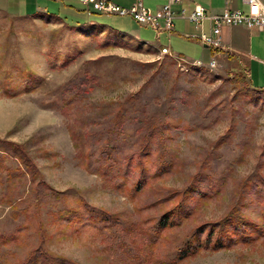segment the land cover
Wrapping results in <instances>:
<instances>
[{"label":"rangeland","instance_id":"rangeland-1","mask_svg":"<svg viewBox=\"0 0 264 264\" xmlns=\"http://www.w3.org/2000/svg\"><path fill=\"white\" fill-rule=\"evenodd\" d=\"M74 3L69 15L38 1L64 22L0 12V140L25 146L38 176L0 170V264H54L35 257L46 250L73 264H264L262 242L176 259L200 225L225 217L239 181L264 178V84L255 89L226 57L183 70L103 28L131 34L141 28L131 17L84 15ZM141 30L142 41L189 60L208 65L215 55ZM112 141L121 165L105 175L99 150ZM4 165L19 169L14 158ZM202 168L206 181L182 210L187 218L152 244L157 222ZM261 201L250 195L244 214L259 221ZM90 209L115 224L66 219Z\"/></svg>","mask_w":264,"mask_h":264},{"label":"trees","instance_id":"trees-1","mask_svg":"<svg viewBox=\"0 0 264 264\" xmlns=\"http://www.w3.org/2000/svg\"><path fill=\"white\" fill-rule=\"evenodd\" d=\"M245 74L246 72L242 70ZM31 88L30 85L27 84L24 87V90H29ZM8 92V90H6ZM108 142L104 147L99 150V156L102 158L104 168L102 169V173L107 175L109 174L108 167L111 164L116 165L118 163L119 158H117L119 147H117V143ZM0 170L5 169L10 172V174H18L22 177H30L35 181L37 176V168L34 164V161L31 159L27 148L25 146L9 141L0 140ZM10 158H14L19 163V169L17 172L11 170L9 167L4 165V161ZM121 165V161L119 163ZM161 172L163 170L161 168ZM125 178V177H124ZM257 180L254 179H245L239 181V185L236 190L235 198L226 213L225 217L216 223H207L200 225L182 244L177 253V260H185L190 257L196 256L201 250L204 251H222L230 249L234 244L238 243H264V201L262 203V212L260 214V220L256 221L251 219L250 217L244 214V208L247 206L249 196L253 193H256L261 196L262 200L264 199V178H260ZM127 180L125 179L124 182ZM206 181V174L202 168V171L198 172L191 183L189 184L187 190L184 193L183 201L177 205V207L166 212L157 222L156 229L153 233L150 234V239L152 244L162 238V234L164 235L165 231L171 229L175 225H177L176 219L178 216H181L186 219L187 213L182 214V210L184 208H189V201L196 195L201 194V185ZM118 189L124 187V184L118 186ZM138 191L139 185L137 186ZM131 197L133 198V192L130 191ZM132 190V189H131ZM90 209V211H85L84 213H76L72 215V217H66V219L73 220L76 217L80 216H91L89 220L96 227H110L115 224L114 218L112 219L105 218L104 212L94 213V211ZM41 235H45L44 232H41ZM48 257L49 260L54 261V264H73V262H69L67 260L57 258L51 254H49L46 250V254L44 252L38 253L35 257L44 258ZM34 258H31L24 264H32Z\"/></svg>","mask_w":264,"mask_h":264},{"label":"crops","instance_id":"crops-1","mask_svg":"<svg viewBox=\"0 0 264 264\" xmlns=\"http://www.w3.org/2000/svg\"><path fill=\"white\" fill-rule=\"evenodd\" d=\"M39 0H0V12L12 13L16 15L26 17H38V16H49L64 20L61 17L52 16L48 8L42 7L38 4ZM47 2H57L60 4L61 10L69 12L67 14L73 15L69 7L74 6L76 0H45ZM114 3L122 7H131L134 3L142 1L143 4L153 10H160L166 3L167 0H111ZM181 5L176 7L177 17L175 19V31L173 35L179 36L181 39L195 44H201L199 41L190 38L191 35L199 34L198 28L189 20L183 19L180 15L181 11H185L188 15L194 7L198 4L204 6L207 10V14H221L226 10H241L248 12V7L243 3L242 0H181ZM264 1V0H262ZM80 7L77 8L78 12H83L84 15H88L83 5L76 1ZM2 9H5L3 11ZM62 12V11H61ZM101 15V14H93ZM90 25H97L94 22L89 23ZM88 24V25H89ZM138 24V23H137ZM140 25V24H139ZM141 28L151 29L148 26L140 25ZM103 27V26H99ZM105 30L110 31L113 34L121 35L124 38H129L133 42L140 43L144 48H149L151 51L159 52L163 47L162 45L150 44L146 41L141 40L143 31L141 28L132 30L131 34L120 33L119 31L111 28L103 27ZM206 31L209 29V23H205ZM153 30V29H152ZM154 31V30H153ZM156 33V32H155ZM157 34V33H156ZM160 35V34H158ZM222 50L218 52L219 58H228L232 62H235L237 66L242 68L252 82L255 89L258 86L264 84V30L257 28H248L246 26L238 27H224L222 30ZM208 49V47L204 46ZM258 90H264V87H260Z\"/></svg>","mask_w":264,"mask_h":264},{"label":"built area","instance_id":"built-area-1","mask_svg":"<svg viewBox=\"0 0 264 264\" xmlns=\"http://www.w3.org/2000/svg\"><path fill=\"white\" fill-rule=\"evenodd\" d=\"M84 6L89 16L101 14L106 16L131 17L136 23L148 26L157 34L162 32L170 35L175 31L176 7L181 5V0H167V3L157 11L147 8L142 1L134 3L131 7H122L111 0H76ZM248 7V12L241 10H226L221 14H207L204 6L198 4L190 14L181 11L183 19L192 22L199 30V34L190 38L199 41L203 46L210 48L215 55L208 65L199 60H189L179 54H175L170 47L163 46L159 51L160 58L170 57L177 65L186 70L190 66L215 68L218 64V52L222 50V30L224 27L246 26L264 30V1L242 0ZM209 23L206 31L205 23Z\"/></svg>","mask_w":264,"mask_h":264}]
</instances>
